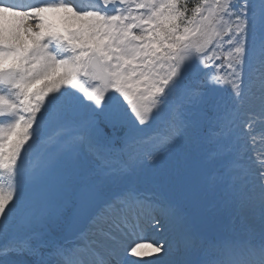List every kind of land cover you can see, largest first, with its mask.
<instances>
[{"label": "snow or ice", "instance_id": "6c2138e0", "mask_svg": "<svg viewBox=\"0 0 264 264\" xmlns=\"http://www.w3.org/2000/svg\"><path fill=\"white\" fill-rule=\"evenodd\" d=\"M0 264H264V0H0Z\"/></svg>", "mask_w": 264, "mask_h": 264}, {"label": "rangeland", "instance_id": "374dc122", "mask_svg": "<svg viewBox=\"0 0 264 264\" xmlns=\"http://www.w3.org/2000/svg\"><path fill=\"white\" fill-rule=\"evenodd\" d=\"M149 235H151V234H149Z\"/></svg>", "mask_w": 264, "mask_h": 264}]
</instances>
